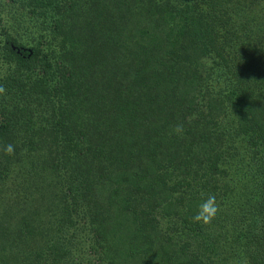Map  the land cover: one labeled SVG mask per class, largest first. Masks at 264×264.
<instances>
[{"label": "trees", "instance_id": "obj_1", "mask_svg": "<svg viewBox=\"0 0 264 264\" xmlns=\"http://www.w3.org/2000/svg\"><path fill=\"white\" fill-rule=\"evenodd\" d=\"M9 2L0 264H264V0Z\"/></svg>", "mask_w": 264, "mask_h": 264}, {"label": "rangeland", "instance_id": "obj_2", "mask_svg": "<svg viewBox=\"0 0 264 264\" xmlns=\"http://www.w3.org/2000/svg\"><path fill=\"white\" fill-rule=\"evenodd\" d=\"M6 10L11 7L9 0H0V8L2 7ZM16 4L12 5L15 7ZM25 11L22 12L20 21L18 24L13 22L12 17L10 15L2 14L0 16V46L4 42V32H9L12 35H16L17 38L24 42L27 46L32 44L35 38H38V33L40 32L39 21L35 22L33 25L32 22L27 21V13ZM27 48V47H26ZM5 66L0 63V72H5ZM2 75V73H0ZM75 242H76V250L80 256L83 258L93 260L92 248L93 241L92 236L86 226L83 223V220L78 218L77 226L74 230Z\"/></svg>", "mask_w": 264, "mask_h": 264}, {"label": "clouds", "instance_id": "obj_3", "mask_svg": "<svg viewBox=\"0 0 264 264\" xmlns=\"http://www.w3.org/2000/svg\"><path fill=\"white\" fill-rule=\"evenodd\" d=\"M6 94V89L3 85H0V96ZM174 133L182 134L184 129L182 124L176 125L173 129ZM15 147L13 144H7L4 146V152L6 155H13ZM220 211L219 205L216 201V196L214 194L208 195L207 199L203 200L196 214L193 216V221L202 225H209L217 216Z\"/></svg>", "mask_w": 264, "mask_h": 264}]
</instances>
